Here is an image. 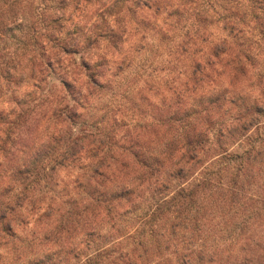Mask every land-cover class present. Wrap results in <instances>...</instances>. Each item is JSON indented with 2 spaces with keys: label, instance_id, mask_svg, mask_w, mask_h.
<instances>
[{
  "label": "trees",
  "instance_id": "obj_1",
  "mask_svg": "<svg viewBox=\"0 0 264 264\" xmlns=\"http://www.w3.org/2000/svg\"><path fill=\"white\" fill-rule=\"evenodd\" d=\"M221 1L232 6L225 19L232 26L228 36L236 43L210 47L207 64L215 72L216 65L222 63L219 58L225 55L224 67L232 73L228 85L232 93L218 96L212 103L219 108L225 104L228 113L234 114L230 127L218 130L223 138L225 131L244 132L264 123V63L253 76L258 96L250 99L237 92L238 84L247 77L243 62L254 65L256 58L264 61V0ZM53 3L63 2L0 0V251L6 254L5 264H50L54 259L71 264L85 255L80 251L83 243L77 242L80 227L105 214L109 218L130 203L138 189L135 186L157 190L166 188L168 179L181 182L193 177L208 153L200 141L203 134L192 135V128L191 133L186 129L172 136L173 121L165 115L150 125H141L143 118L139 117L132 126L125 106L122 120L129 124L120 126L115 116L114 125H110L109 112L96 122L87 120L84 112L93 109L92 101L102 100L111 91L113 78L126 68L127 53L134 47L123 50L130 38H123L128 34L126 26L125 32L120 30V16L111 20L110 12L102 13L90 25L72 28L68 26L74 25L69 22L71 17L63 8L55 9ZM71 3L79 7V0ZM140 5L152 7L149 1ZM198 33L192 31V40L201 37ZM179 50L192 61L191 46L184 42ZM201 67L197 62L195 73ZM77 124L79 133L75 132ZM151 131L161 138L150 140ZM263 148L264 141L233 162L238 164L233 185L247 176L242 169L264 157ZM176 155L170 167L174 174L166 177V162ZM221 170L202 175V181L193 179L192 188L217 193L224 204L229 199L236 206L240 201L243 206L254 202L240 194L243 188L232 191L221 182ZM64 171L70 173L65 175L67 179L60 178ZM200 213L197 206L193 212L196 222L205 219ZM95 235L84 236L89 238H85V248L95 243ZM46 246L53 257L45 255ZM181 253L178 264H222L221 259L207 255V250H201L196 259ZM141 259L139 254L121 252L105 257L100 264H143Z\"/></svg>",
  "mask_w": 264,
  "mask_h": 264
},
{
  "label": "rangeland",
  "instance_id": "obj_2",
  "mask_svg": "<svg viewBox=\"0 0 264 264\" xmlns=\"http://www.w3.org/2000/svg\"><path fill=\"white\" fill-rule=\"evenodd\" d=\"M146 1L150 2L151 9L140 5V2ZM62 2L61 5H52L55 9L63 8L66 16L71 17L69 22L74 25L68 23V26L72 28L90 25L102 13L110 12L111 20L114 15L120 16V30L125 32L123 27L126 26L128 34L124 33L123 38H130L129 42L124 43L123 50L134 47L127 53L126 68L113 78L111 91L102 100L91 102L93 109L84 112L85 118L96 122L109 112L110 125H114L115 116L119 118L120 126L129 124V121H123L121 114L125 106L132 126L139 117L140 120L143 118L141 125L146 122L150 125L165 115L173 121L174 128L170 130L172 136L176 137L186 129L187 133H191L192 128V135L194 132L203 134L200 141L208 151L193 177L181 182L168 179L169 185L166 188L157 187V190L148 185L135 186L138 189L130 203L117 209L109 218L105 214L80 227L77 233L81 235L77 236V242L83 243L80 251L85 255L79 256L71 264H86V261L100 264L105 257L121 252L141 255L143 264H178L182 251L196 259L201 250H207V255L221 259L222 264H236L245 260L250 264H264V157L242 169L247 176L233 185L237 179L238 165L233 162L262 144L264 123L244 132L240 130L228 134L225 131L221 138L218 130L229 128L234 114L228 113L223 101L219 102L223 104L222 108L212 105L218 96L232 93V88L228 87L232 73L230 68L224 67L225 55L219 58L222 63L216 65L215 72L207 64L210 47L236 43L228 36L232 26L225 19L232 6L221 0H110V4L109 0H79L78 8L71 0ZM197 30L201 37L192 40V31ZM130 33L134 35L130 37ZM184 42L192 48V61L179 50ZM253 61L254 65L243 62L247 77L238 84L237 91L251 96L250 99L259 94L253 76L259 73L264 63L260 58ZM197 62L202 64L200 74L194 71ZM224 70L225 74H220ZM187 89L189 92H186ZM175 111L179 112L178 116ZM78 124L76 133H79ZM164 136L165 132L162 139ZM147 137L153 142L161 138L154 131ZM175 159L177 155L166 162L163 171L166 177L173 173L170 167ZM220 168L219 175L223 177L214 176L213 179L219 178L232 191L233 188H243L240 194L254 199V202L243 206V201H240L236 206L229 199L224 204L220 203L219 194L192 188L193 179L202 181V175L216 173ZM67 173L61 172L60 178H66ZM246 181L248 185H245ZM222 189L228 191L224 186ZM255 194L259 197H254ZM197 206L201 207L202 219L205 218L201 222H196L193 217ZM32 226L31 223L30 228ZM86 234H96L92 238L95 243H91L89 249L85 248V242L89 240L84 237ZM41 249L42 246L38 247V250ZM44 250L45 255L53 257L47 246ZM3 261H6V254L0 251V262ZM50 264L65 263L54 259Z\"/></svg>",
  "mask_w": 264,
  "mask_h": 264
}]
</instances>
